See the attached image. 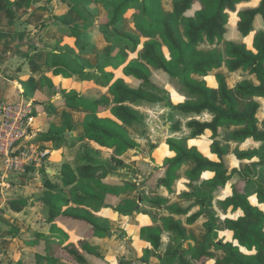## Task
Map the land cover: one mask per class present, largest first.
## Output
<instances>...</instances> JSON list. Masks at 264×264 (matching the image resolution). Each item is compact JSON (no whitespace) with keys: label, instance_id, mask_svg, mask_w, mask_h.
<instances>
[{"label":"trees","instance_id":"trees-1","mask_svg":"<svg viewBox=\"0 0 264 264\" xmlns=\"http://www.w3.org/2000/svg\"><path fill=\"white\" fill-rule=\"evenodd\" d=\"M96 1L104 7L106 20L99 22L95 41L101 40L102 37L111 44L114 51L112 56L99 61L97 69L109 86L114 105L109 108V100L98 90L88 88L80 93L74 89H57L60 97L54 102L56 105L70 108L81 106L92 114L87 116L81 125L83 136L73 138L69 135L73 124L67 111L63 112L64 122L61 126H55L52 123L54 114H49L38 136L42 141H52L56 148L61 147L68 139V147L82 141L80 158L83 163L74 168L64 163L58 175L64 188L71 187V198L61 191H49L45 196L37 198V201L49 207L46 221L51 223V234L45 236L40 232L29 235L16 233L27 246L38 249L34 264H134L143 260L146 251H157L160 247V230L157 227H148L154 217L142 212L138 199L119 198L120 193L131 187L109 177L116 173V166L94 163L91 155L96 151L90 144L95 142L110 148L113 151L110 161H116L117 166L125 165L119 156L136 145L130 138L128 129L140 122L136 113L125 105V102H152L161 97L166 85L158 83L155 76L161 80L166 78L167 81L177 78L183 89L195 98L194 101L180 100L175 109L197 113L208 110L213 114L209 122L193 120L188 125L194 129V136L202 134L205 129L212 131L210 151L217 156V161L204 156L196 145H188V137H170L165 140L174 156L162 157L160 167L164 169L165 182L159 187L160 192L172 191L177 172L186 162L194 163V168L187 172L193 180L204 171L213 173L206 182L208 191L195 192V186L190 182V191H182L180 195L186 202L170 204V212L187 214L192 207L199 204L200 209L186 217L187 224L194 223L203 213L212 191L224 188L233 176L239 174L237 168L230 165L231 157L237 161L257 157L259 161L264 162V136L256 125L258 104L253 102L246 111H238L229 93L225 74L217 72L214 74V81L226 105L227 110L224 111L212 101V87L208 85L207 79L210 73L220 68L223 63L231 72L243 66L251 67L261 84L255 86L249 80H243L236 84V90L243 92L245 96L264 94V69L261 67L264 62V0H159L156 6L148 4L145 0ZM29 2L30 0H27V3ZM7 3L11 4L8 0ZM196 4L197 6H194ZM16 5L20 7L21 3L17 2ZM70 7L84 21L92 17L90 11L81 10L76 3L70 4ZM131 8L138 12L132 19L135 31L140 36L122 28L124 15ZM7 14L12 22L9 8ZM179 25L184 28L185 39L178 35ZM70 34L76 37L81 53H88L94 46L88 42V33L83 32L78 25L71 27ZM247 38H250V44ZM204 40L210 44L224 45L228 59L224 60L223 53L217 50L198 49V44ZM135 51L137 57H129V52ZM140 60L149 64L153 72ZM80 61L81 69L75 71H82L83 66L87 64V60L83 58H80ZM29 62L32 69H37V61L30 59ZM61 63L62 67H70L65 61ZM109 66L113 69L122 67L123 77L115 78L114 73L106 69ZM61 69L54 70V73L60 71L59 74L69 78V73ZM33 80V77L28 79L29 82ZM91 91L92 95L88 96ZM107 110L114 118L97 115ZM246 122V129L230 133L221 130L222 125L226 123ZM217 139H249L257 145L242 150L235 149L229 154L227 146H220ZM255 182L258 190L253 202L249 199L248 188ZM58 187L56 183L48 184L51 190ZM92 187L99 192L94 191ZM146 200L156 210L167 202L166 198L161 196ZM7 201L15 210H20L28 203L26 198H12ZM224 205H232L233 209L241 212L236 219L227 221L233 231L232 239L214 244L216 249L224 251L225 257H214L209 235L198 247L191 248L192 252L188 256L189 251L184 247V243L191 238L185 234L180 221L167 216L162 218V222L169 233V243L163 256L157 255L159 264H264V183L250 176H239L230 185V199L227 198ZM87 207H93L95 210L107 208L124 215L137 211L140 239L133 240L126 230L101 223ZM69 232H74L76 239H71ZM112 232L122 234L134 252L133 260L107 256L95 242V237L103 238Z\"/></svg>","mask_w":264,"mask_h":264},{"label":"crops","instance_id":"crops-1","mask_svg":"<svg viewBox=\"0 0 264 264\" xmlns=\"http://www.w3.org/2000/svg\"><path fill=\"white\" fill-rule=\"evenodd\" d=\"M8 1L11 4H8L7 0H0V101H12L20 99L32 101L35 109L32 124H34L37 117L44 116V121L41 124V127L39 126L36 130L34 129L32 131V136L29 142H32V139H34L35 137V140L40 145L49 144V142L53 144L52 141H42L38 139V136L41 133L43 124L45 123V120L49 114H54L52 123L55 126H61L64 122V111H67L70 114L71 122L73 124V129L70 131L69 135L73 138L83 136L81 125L84 122L85 118L92 114L91 111L81 106L77 108H70L64 105H56L54 102L57 101L60 97L57 91L59 87L66 88L67 90L74 89L80 93H83L86 89L90 88L93 91H100L104 96L107 97V99L109 100V108L114 105L113 96L109 91V86L106 85L104 78L101 77V74L97 69V65L101 59L112 56L114 54L113 48H111V44L106 42L102 37L101 40L95 41L96 36L99 32L98 20L95 21V24L89 29L81 28L83 32L85 31L86 33H88V42L94 44V46L88 53H81L80 48L76 43V37L70 34L71 27H73L74 25L72 26L69 22H67V15H71V13L66 6H64L63 4L54 6V2L49 1L51 2L49 4L47 3L48 1L44 0H30L29 3H27V0ZM17 2L21 3L20 7L16 5ZM8 8L12 13V22H10V17L7 14ZM135 10L136 9L130 11L128 10L124 15L122 28L140 36V34L135 31L132 19L133 15L137 13V11ZM50 11H52V17H49L51 15L49 14ZM76 16L77 19L75 24L79 27L83 22L93 23V19L91 17H88V19L84 21L77 14ZM43 18L47 20L44 22ZM126 19L128 20V26H126ZM42 22H44L45 24L43 29L41 27ZM40 37L43 38V44L39 43ZM140 38L143 40L142 36ZM247 42L250 44V38H247ZM215 47L218 48L215 49ZM198 49L203 51L217 50L223 53L224 60L228 59L225 53L224 45L210 44L207 42V40H204L203 42L198 44ZM97 53L101 54V56L99 59H94L92 57V54L96 55ZM129 57H137V51L129 52ZM80 58L87 60V64L83 66L84 68L82 69V71L85 70L87 73L90 72L89 78L91 79V81L81 83L79 87H76L72 84V81L74 80L75 75L80 76V74L82 73V71L78 72L81 69L79 67V64L81 62ZM30 59L37 61V69H32L29 62ZM71 59H73V61H71ZM61 61H65L69 64L70 67H62ZM140 62L145 64L150 69V71L153 72V69L149 64L142 60H140ZM42 67L45 68L44 70L40 71V68ZM261 67L264 69V62L261 64ZM59 69L68 72L70 77L66 78L65 76H63V74H59L61 73L60 71L58 73H54V70ZM106 69L108 71H112L115 78L123 77V74L121 72L122 67L113 69L109 66ZM217 72L225 74L229 93L233 97L236 109L238 111H246L248 106L253 102H256L258 104V109L256 112V125L258 130L264 136V94L245 96L243 92L236 90V84L243 80H249L255 86L260 85L261 83L257 75L251 70V67L244 66L231 72L226 68L225 63H223L220 68L215 69L210 73L207 79L208 85L212 87L211 99L224 111H226L227 108L220 97L219 91L214 81V74ZM30 77H33V82L28 81ZM197 77L199 79L201 78V76ZM125 79L130 80L129 78ZM175 80L178 81L182 90L181 92H178V90L171 86L169 80L166 83L164 82L165 84H161L163 86L166 85L164 88V93L167 94V96H164V98H156L152 102H125V105L129 106L136 113L140 122L128 129L130 138L135 142L136 145L131 149L125 151L123 155L119 156V158L124 162L125 166L133 162L136 163L140 161V154L142 151L144 155H147V162L149 163V166L143 176L139 174L126 176V174H123L121 177H119L112 174L109 177L116 179L121 183L128 184L131 187V189L120 193L119 198L138 199L142 212H146L147 216L154 217V219L150 220L148 227H157L161 232V244L158 250L156 251L154 249H150L146 251L143 254V260L134 264H159L157 255L161 254L163 256L165 249L169 243V233L165 230L164 224L162 222V218L167 216L172 217L174 220L180 221L182 223L185 234L189 238H191L184 243L185 248L188 249V245L198 247L201 242L205 241L207 235H212L211 252L216 259L225 257L224 251H222L221 249H216L214 244L223 243L232 239L233 231L229 228L227 221L228 219H236L241 215V212L233 209L232 205H224L225 200L227 198L230 199V185L234 183L239 178V176L241 178H247L249 176L248 171L250 169H253L252 166H259L264 170V162L259 161L257 157L252 159H245L242 161H237L231 157L230 165L231 167H236L239 174L233 176V178L227 182L224 188H218L212 191L211 197L207 200L206 205L203 209V213L194 223L187 224L186 217L197 212L200 209L199 204H196L194 207H192L187 214L172 213L168 210V206L170 204H173L175 202H186V199L180 198V195L182 191H190V182H193L195 186V192L202 193L208 191L209 188L206 182L209 178H211L213 173L210 171H204L198 178L193 180L189 175H187V172L194 168V163L186 162V164H183L180 170L177 172V179L172 185V191L163 193L160 192L159 187L165 182L164 169L160 167L162 157L174 156V153L168 149L165 140L170 137H188V145H196L199 151L204 156H207L211 160L217 161V156L210 151L212 131L210 129H205L202 134L194 136L192 135L194 129L188 125V123L193 120L200 122H209L212 120L213 114L208 110H203L197 113L181 112L175 109V105L180 100H195V98L191 97L183 89L180 81L177 78H175ZM39 92L41 94H45L47 97L42 98L43 100H41L40 97H38ZM90 93L91 94H88V96H91L93 92L91 91ZM157 107H160V111L158 112L159 118L167 117L169 120L168 122L171 123L167 128V135L163 140H161V142H149V140L151 139V132H154V130H156L158 127L153 128V124L148 121L146 122V119L139 111V108L156 109ZM97 115L101 117L114 118L109 110L101 111ZM247 127V122L244 124L226 123L222 125L221 130L224 133H230L240 129H246ZM159 130L161 131L160 128L157 129V131ZM217 140H219L220 146H227L229 154H232L235 149L242 150L247 149L250 146L257 145L249 139L245 141H225L223 139ZM69 142L70 141L68 139L61 147L52 148L53 150L50 151L52 156H50V158L52 160L55 159V161H60L62 155L65 153L64 150H74L75 154L78 153L77 162L74 164H70L66 161L61 163V167L64 163H68L72 168H74L76 165L83 163L82 159L80 158L82 141L75 143L73 147H68L67 144ZM90 144L96 151L91 155L94 163L104 164L103 162L111 160L113 151L110 148L100 146L95 142H91ZM75 158H77V156ZM61 167L60 171L56 169H54L53 171L52 169L45 170V172L50 177H46L42 182V190L41 188L39 189L41 191L40 193L36 194L34 198L35 200H37V198L41 196H45L49 191H61L65 193L69 198H71V187L67 189L64 188L61 179L58 177V175L61 173ZM156 172H159V179L155 183L158 176L150 180L148 175L154 174ZM2 175L5 174H3L2 166L0 164V188L2 190H0L1 193L4 190L2 189L3 186L6 184L3 180L4 178H2ZM7 176L8 175H6L5 177ZM142 177H144V180H141ZM138 178L140 179L141 184H138ZM255 179L257 178L255 177ZM51 183H56L59 185V187L56 190H51L50 188H48V184ZM151 187L152 189H150ZM92 189L96 192H99L93 187ZM142 189L146 190L148 197H144L139 194V191ZM158 196L166 198L167 202L159 210H156L148 203L146 199L149 200L157 198ZM29 200L30 199H28V202L31 201ZM45 207H47L48 215L49 207L47 205H45ZM87 209L91 211L94 217L97 218L101 223H106L116 229L126 230L133 240L140 239V220L137 211H132L130 214L124 215L122 213L113 212L112 210L107 208H100L99 210H95L93 207H87ZM12 218H15V221H17L16 217ZM49 225L51 227V223H49ZM60 226L64 228L63 225ZM43 234L45 236L50 235L47 233ZM69 235L71 239H76V235L74 234V232H69ZM1 239L4 240L3 243L14 242V244H17L22 242L23 247L21 250L27 248L34 251L32 260L28 262V264H34L36 262V252H38V249L36 247L27 246L25 242L19 237H1ZM94 239L99 247L104 250V254L107 256L126 261H131L135 258L134 252L129 247L122 234L119 232H112L106 237H95ZM188 251L189 253L187 254L189 256L192 252V249ZM58 264L60 263L58 262Z\"/></svg>","mask_w":264,"mask_h":264},{"label":"rangeland","instance_id":"rangeland-1","mask_svg":"<svg viewBox=\"0 0 264 264\" xmlns=\"http://www.w3.org/2000/svg\"><path fill=\"white\" fill-rule=\"evenodd\" d=\"M148 4L152 6H156L159 2V0H145ZM51 2H54L55 5H64L69 9V12L71 15L68 16L67 22L70 23V25H76V19L77 16L75 12L71 9L70 4H77V6L83 10V11H90L92 13V19L93 23L89 22H83L80 28L83 29H89L91 26H93L95 21H105L106 18L104 16L105 10L104 7L96 0H68V1H62V0H53ZM47 2V3H51ZM194 6H197L194 5ZM51 8V7H49ZM133 10V9H128ZM137 11V10H135ZM51 14L49 17H52V11H50ZM138 14V12L136 13ZM79 16V15H78ZM44 19V18H43ZM47 19H44L45 22ZM44 22H42V29L45 26ZM126 26H128V20L126 19ZM178 35L180 38L184 39V28L182 25L177 26ZM35 36V33H34ZM43 38H39V43L43 44L42 42ZM206 46V45H205ZM204 46V47H205ZM218 48V47H217ZM215 47V49H217ZM94 59H99L101 54L97 53L92 54ZM73 61V59H71ZM45 67L40 68V71L44 70ZM87 74V75H86ZM90 72L87 73L85 70L82 71L80 76L75 75L74 80L72 81V84L76 87H79L81 83L84 82H90L91 79L89 78ZM155 80L162 84L168 82L166 78L159 79L157 76H155ZM164 83V84H165ZM87 84V83H86ZM171 86H173L178 92H181V87L175 78H172L170 80ZM80 89V88H78ZM94 95V94H93ZM164 96H167V94H163L161 97L158 98H164ZM38 97L46 98L47 96L45 94H41L39 92ZM39 110V108H38ZM139 111L141 114L145 117L146 122H150L153 128L158 127L157 129H161V131L154 130V132H151V139L149 142H161V140L164 139V137L167 135V128L169 127L171 122H168V118H159L158 112L160 111V107H157L156 109H145V108H139ZM137 112V111H136ZM44 121V116H39L35 120L34 124L30 127L31 135L32 131L37 129L39 126L41 127V124ZM261 122V121H260ZM33 138V137H32ZM30 141V140H29ZM27 141L24 145L32 152H36L38 154V159L36 158L33 160V164L29 165L24 172L17 173V172H9L7 173V177L3 180L5 181V185L2 189L3 192H0V264H28L32 260L34 251L32 249L24 248L23 250V244L17 243H3L4 240L1 239V237H18L16 233H20L21 235L26 234H32L36 231L51 234L49 229L50 225L46 221L47 217V207L43 205L41 202L35 200V196L37 193H40L42 190V182L45 180L46 177H50L45 170L46 169H54L60 171L61 163L66 161L70 164H74L78 160V153L75 154L74 150H64V154L62 155V158L60 161H55L50 158L51 153L50 151L53 150L52 148H56L54 144L49 142V144H42L40 145L36 140L35 137L32 139V142ZM144 143V142H143ZM65 149V148H64ZM141 159L140 161L136 163H131L128 165L123 166H117L116 161H105L103 162L104 165H110V166H116V173H112L115 176L121 177L123 174H126V176L130 175H144L145 171L148 168V162H147V155H144L141 151ZM77 156V158H75ZM101 161V160H96ZM253 169L248 171L249 176L251 178L255 179V177L258 181L264 182V170L259 166H252ZM259 167V168H258ZM119 172V173H117ZM123 172V173H120ZM128 174V175H127ZM159 172H156L154 174L148 175V177L153 179L154 177L158 176ZM146 176V175H145ZM144 176V177H145ZM144 177L141 178V180H144ZM50 179V178H49ZM159 176L156 178L155 183L158 181ZM138 184H141L140 179L138 178ZM256 182L254 185L250 186L248 188V194L249 198L254 202L255 200V192L258 190V187L256 186ZM41 188V190H39ZM152 189V187L150 188ZM1 190V188H0ZM2 191V190H1ZM39 191V192H38ZM139 194L148 197L146 190L142 189L139 191ZM4 196V197H3ZM12 198H28L30 199L26 206L21 208L20 210H15L10 204H8V199ZM3 205V206H2ZM16 217L17 221H15ZM236 218V217H235ZM212 238V235H211ZM12 239V238H11ZM4 244V245H3ZM3 246V247H2ZM188 250L193 248V246L188 245ZM6 248V249H3ZM9 248V249H7Z\"/></svg>","mask_w":264,"mask_h":264},{"label":"built area","instance_id":"built-area-1","mask_svg":"<svg viewBox=\"0 0 264 264\" xmlns=\"http://www.w3.org/2000/svg\"><path fill=\"white\" fill-rule=\"evenodd\" d=\"M34 110L30 100L0 101V164L5 174L3 177L9 172H24L33 160L38 159V154L24 145L32 136L30 127Z\"/></svg>","mask_w":264,"mask_h":264}]
</instances>
